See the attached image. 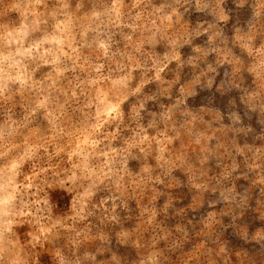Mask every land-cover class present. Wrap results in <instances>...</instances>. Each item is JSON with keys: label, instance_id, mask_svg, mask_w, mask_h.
Listing matches in <instances>:
<instances>
[{"label": "rangeland", "instance_id": "rangeland-1", "mask_svg": "<svg viewBox=\"0 0 264 264\" xmlns=\"http://www.w3.org/2000/svg\"><path fill=\"white\" fill-rule=\"evenodd\" d=\"M0 264H264V0H0Z\"/></svg>", "mask_w": 264, "mask_h": 264}]
</instances>
